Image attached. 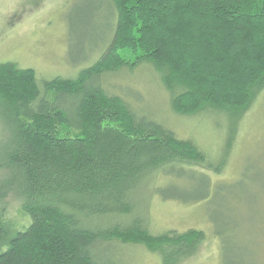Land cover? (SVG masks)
I'll return each mask as SVG.
<instances>
[{
	"label": "trees",
	"instance_id": "trees-1",
	"mask_svg": "<svg viewBox=\"0 0 264 264\" xmlns=\"http://www.w3.org/2000/svg\"><path fill=\"white\" fill-rule=\"evenodd\" d=\"M107 19L109 41L99 58L74 80L43 83V95L32 70L0 64V120L9 129L0 148V171L7 173L0 183V264H104L99 250L117 244L176 263L204 235H150L135 215L143 210L142 185L189 182L152 190L181 204L232 195L224 185L211 188L203 171L221 167L194 143L141 118L101 80L147 64L173 113L212 110L235 126L264 89V0H107ZM7 196L20 202L27 227L7 223ZM257 227L247 233L254 252L222 264H264L256 253L257 246L264 250V223ZM240 234L245 249L247 235Z\"/></svg>",
	"mask_w": 264,
	"mask_h": 264
},
{
	"label": "rangeland",
	"instance_id": "rangeland-1",
	"mask_svg": "<svg viewBox=\"0 0 264 264\" xmlns=\"http://www.w3.org/2000/svg\"><path fill=\"white\" fill-rule=\"evenodd\" d=\"M79 15L85 17L76 18ZM108 23L107 0H0V64L32 70L43 95V83L74 80L99 58L109 41ZM117 74L103 76L102 85L108 81L118 89L106 87L107 92L122 97L141 118L194 143L212 165L221 167L217 174L212 169L203 171L210 178L211 188L221 184L232 193L216 203L211 195L199 203L181 204L162 200L152 190L170 185L183 188L189 182L160 179L142 185L146 190L141 189L137 200L143 210H136L135 215L142 218L150 235L189 230L204 235L192 254L176 263L175 258L170 264H222V260H238L239 255L254 252L247 233L258 228L259 221L264 223V89L234 126L226 115L212 110L196 115L173 113L168 94L147 64ZM8 135L9 129L0 120V148ZM6 174L0 171V183ZM231 184L235 186L228 188ZM4 202L7 223L16 230L27 227L30 220L21 211L20 202L11 196ZM217 231L221 239L214 236ZM241 232L247 235L241 238L248 243L245 249ZM257 248L260 260H264V250ZM99 252L104 264H162L157 254L139 245L117 244ZM250 258L239 260H254Z\"/></svg>",
	"mask_w": 264,
	"mask_h": 264
}]
</instances>
